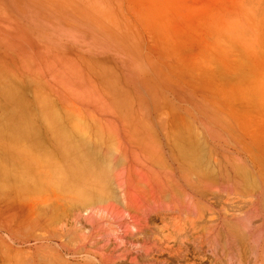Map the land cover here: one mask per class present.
<instances>
[{
	"label": "rangeland",
	"instance_id": "obj_1",
	"mask_svg": "<svg viewBox=\"0 0 264 264\" xmlns=\"http://www.w3.org/2000/svg\"><path fill=\"white\" fill-rule=\"evenodd\" d=\"M0 122V264H264V0H0Z\"/></svg>",
	"mask_w": 264,
	"mask_h": 264
},
{
	"label": "bare ground",
	"instance_id": "obj_2",
	"mask_svg": "<svg viewBox=\"0 0 264 264\" xmlns=\"http://www.w3.org/2000/svg\"><path fill=\"white\" fill-rule=\"evenodd\" d=\"M51 115H52V114H51ZM22 119H24V118H22ZM19 121H20V119H19ZM0 123H1V122H0ZM20 123H21V121H20ZM17 130H18V129H17ZM19 130H20V129H19ZM27 130H28V129H27ZM55 130H56V132L58 131V133H60V134H61V132H63V130H61L60 128H59V129H55ZM64 132H65V131H64ZM64 132H63V133H64ZM13 133H14V131H13ZM21 133H22V132H21ZM8 134H9V132H8ZM10 134H11V132H10ZM12 136H13V134H12ZM60 137H61V139H62L64 142H68V141L70 140L69 137L66 136L65 134H63L62 136L60 135ZM24 138H25V137H24ZM24 145H25V144H24ZM22 146H23V145H22ZM96 155H97V153H96ZM76 156H78V155L76 154ZM97 157H98V156H97ZM73 160H74V159H73ZM0 162H1V161H0ZM76 162H77V161H75V163H76ZM78 162H79V161H78ZM1 163H2V162H1ZM80 163H81V162H80ZM78 164H79V163H78ZM78 164H77V165H78ZM1 165L5 166V167H6V165L8 166V164H5V163H3V164H1ZM12 165H13V164H11V168H13V166H14V165H13V166H12ZM3 166L0 168V169H1L0 172H3V170H2V168H4ZM74 167H75V166H74ZM77 167H80V172H82L83 175H85V174H87V173H90V174H92L93 176H94V175H97L96 177H98V178L101 177L100 174L94 169L95 167L92 166V165H87V166H86V165H83V164L81 163V164H79ZM9 168H10V166L7 167V168H5V169L8 171ZM11 168H10V169H11ZM14 169H15V167H14ZM12 170H13V169H12ZM77 170H78V168H77ZM9 171L12 173V172H15V171H17V170L15 169V170H13V171H11V170H9ZM4 172H5V171H4ZM4 172H3V173H4ZM24 172H25V171H24ZM15 173L18 174V172H15ZM15 173H14V175H15ZM5 174H6V175H5ZM19 174H20V173H19ZM27 174H28V172H27ZM2 175H5V177H4V176L1 177V174H0V178L2 179V181H1L0 183L2 184V186H5V185H3V183H4L3 180L5 179V180L8 181V179L6 178L7 173H4V174H2ZM14 175H13V176H14ZM22 175H23V174H22ZM9 176H11V175L9 174ZM9 176H8V177H9ZM13 176H11V177H13ZM23 176H24V175H23ZM25 176H26V174H25ZM17 177H18V176H17ZM17 177H16V175L14 176V178H16L17 181H19V180L17 179ZM28 177H29V175H28ZM28 177H27V178H28ZM85 177H86V176H85ZM85 177H84V178H85ZM14 178H12V180H15ZM19 178H20V177H19ZM24 178H26V177H24ZM32 178H34V177H32ZM28 179H30V177H29ZM28 179H27V180H28ZM80 179H81V178H80ZM16 180H15V181H16ZM86 180H87V181H86ZM86 180H84V181H86V186H87V188H88V189H87V190H88V191H87V196L93 195V193H95V191L98 192V191L100 190V189H99L100 186H99V187H95V182H98V181H100V180L97 179V180H98V181H97V180L94 179L95 182H94V181H93L94 183L91 182L92 184H94V186H93L91 183H89V184L87 183V182H90V180L88 179V177H86ZM88 180H89V181H88ZM23 181H24V179H23ZM30 181H32V180H30ZM33 181H34V180H33ZM79 181L82 182L81 184H84V183H85V182L83 183V179H82V180H79ZM36 182H37V181H36ZM100 182H101V181H100ZM100 182H99V183H100ZM9 183H10V182H9ZM5 184H7V183H5ZM97 184H98V183H97ZM84 185H85V184H84ZM98 185H99V184H98ZM0 186H1V185H0ZM33 186H34V185H33ZM43 186H44V185H43ZM73 188H74V187H73ZM97 188H98V190H97ZM0 189H1V190H4V189H2V188H0ZM95 189H96V190H95Z\"/></svg>",
	"mask_w": 264,
	"mask_h": 264
}]
</instances>
